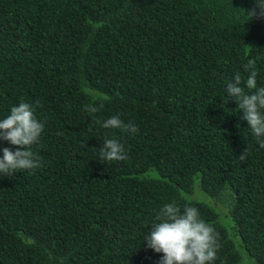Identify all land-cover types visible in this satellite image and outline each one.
<instances>
[{
	"label": "trees",
	"instance_id": "trees-1",
	"mask_svg": "<svg viewBox=\"0 0 264 264\" xmlns=\"http://www.w3.org/2000/svg\"><path fill=\"white\" fill-rule=\"evenodd\" d=\"M249 60L264 86L255 0H0V119L24 101L45 125L42 166L0 177V264H159L173 202L215 228L213 264H264V136L226 91Z\"/></svg>",
	"mask_w": 264,
	"mask_h": 264
},
{
	"label": "clouds",
	"instance_id": "clouds-1",
	"mask_svg": "<svg viewBox=\"0 0 264 264\" xmlns=\"http://www.w3.org/2000/svg\"><path fill=\"white\" fill-rule=\"evenodd\" d=\"M256 8L264 12V0H255ZM249 16L255 15V9ZM249 72L246 88L242 87V77L236 73L234 79L226 82V91L230 100L236 102L237 108L243 112L241 119L256 137L264 136V86L257 87V71L255 62L249 60L244 66ZM250 70V71H249ZM90 112L98 109L89 107ZM97 123H100L97 121ZM44 122L38 120L33 105L21 101L10 109L6 118L0 119V142L15 146V150L5 147L0 149V177H9L19 170L32 171L42 166L40 158L32 151L44 131ZM102 127L121 129L129 134L138 132L135 124L124 123L118 116H112L103 122ZM264 147V141L261 142ZM101 161H123L127 158L124 146L117 139H103L99 148ZM245 151L240 159H244ZM156 222L144 243L155 253H161L159 264H213L217 251L218 233L215 228L201 219L196 207L185 206L183 211L175 203L164 205L155 217Z\"/></svg>",
	"mask_w": 264,
	"mask_h": 264
}]
</instances>
